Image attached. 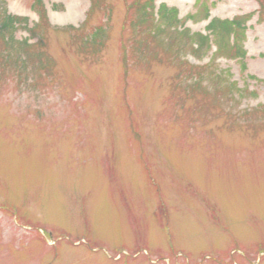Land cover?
I'll return each mask as SVG.
<instances>
[{
	"label": "rangeland",
	"instance_id": "374dc122",
	"mask_svg": "<svg viewBox=\"0 0 264 264\" xmlns=\"http://www.w3.org/2000/svg\"><path fill=\"white\" fill-rule=\"evenodd\" d=\"M146 1L0 0V264H264V0Z\"/></svg>",
	"mask_w": 264,
	"mask_h": 264
},
{
	"label": "trees",
	"instance_id": "16d2710c",
	"mask_svg": "<svg viewBox=\"0 0 264 264\" xmlns=\"http://www.w3.org/2000/svg\"><path fill=\"white\" fill-rule=\"evenodd\" d=\"M98 0L97 2L92 5V9L90 10L88 16H87V20L94 14V12L96 11L97 7L99 6ZM155 8H156V0H147L145 3H142L139 5L138 7V11L141 14V20L142 22H148L150 18L155 17L153 16V11L155 12ZM210 6L209 4H207L206 6L201 8V13L204 14V18H209L210 16ZM159 17L161 19L160 26H158L160 29H168L169 31L172 32L173 28H176V26L178 25V29L179 30H187L185 32H179V35H174L172 36V40L173 41H169L167 44H165L164 46L165 49L167 50V52H176L177 54L179 53V51H175L173 50V47L175 46V44L177 45V42H184L183 44H189L192 46H200V43H203V46L207 43L206 37L204 35H202V33H192V31L188 28L183 29L184 25L187 22V19H185L184 21L179 20V12L176 8H169L166 4H161L160 8H159ZM200 13V12H199ZM7 20L12 19V16H7ZM249 16H240V17H236L234 20L229 21V20H220V19H213L210 23V25L208 26L209 30L213 29L214 26L215 28L213 29V32L218 33L217 34V41H218V45L216 46V52H221L222 56L223 55H227V54H234L235 52L237 54H241V52H243L244 55V50L241 46V42H242V33H244V31L242 30V19L243 21V27H244V23L247 21V18ZM190 18H192L193 20L197 21V15L195 16H190ZM19 21H21L20 18H18ZM3 28L8 29V27L4 24H2ZM182 28V29H181ZM197 34L196 38H194V35L191 34ZM210 33V34H212ZM104 34L107 35V32L105 31L104 27L100 26L99 28L95 29L93 31V33L90 36H87V38H85L84 42L82 43L83 46H90L93 49L92 51L94 53L98 52V46L100 44V41H103L104 38H101ZM208 35V34H207ZM233 35V41H230V36ZM2 42V43H1ZM15 44V42L13 41V39H9L8 36H6L3 31H0V61H1V57H2V52H3V45L4 46H8L9 47H13V45ZM145 44L144 40L141 42L140 45ZM161 44V43H160ZM164 44V43H162ZM212 46V45H211ZM100 49V47H99ZM223 52H227V54H224ZM87 53V52H85ZM242 56V55H241ZM220 56H216V59L219 58ZM171 60V58H170ZM13 61H10V63H12Z\"/></svg>",
	"mask_w": 264,
	"mask_h": 264
}]
</instances>
